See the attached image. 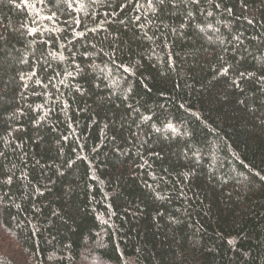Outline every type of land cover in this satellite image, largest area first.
I'll return each mask as SVG.
<instances>
[{"label":"trees","instance_id":"obj_1","mask_svg":"<svg viewBox=\"0 0 264 264\" xmlns=\"http://www.w3.org/2000/svg\"><path fill=\"white\" fill-rule=\"evenodd\" d=\"M264 264V0H0V264Z\"/></svg>","mask_w":264,"mask_h":264},{"label":"rangeland","instance_id":"obj_2","mask_svg":"<svg viewBox=\"0 0 264 264\" xmlns=\"http://www.w3.org/2000/svg\"><path fill=\"white\" fill-rule=\"evenodd\" d=\"M19 264H22V262H19ZM77 264H109V263L100 259L95 253L91 251L90 252L86 251Z\"/></svg>","mask_w":264,"mask_h":264}]
</instances>
